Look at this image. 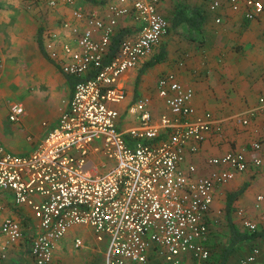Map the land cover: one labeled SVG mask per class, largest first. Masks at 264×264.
<instances>
[{"label":"built area","instance_id":"2783aa9c","mask_svg":"<svg viewBox=\"0 0 264 264\" xmlns=\"http://www.w3.org/2000/svg\"><path fill=\"white\" fill-rule=\"evenodd\" d=\"M60 2L70 15L58 29L45 30L43 48L64 74L78 80L56 123L32 151L15 154L0 143V190L11 195L15 207L26 208L24 223L31 228L26 239L22 221H1L0 260L10 246L26 241L34 264H51L58 242L77 226L89 227L97 242L106 240L105 264H148L151 252L166 264L209 259L205 242L215 188L249 164L264 165V144L257 139L209 157L207 173L199 175L185 158L198 152L208 134L221 136L223 121L197 112L193 88L174 71L158 76L154 94L135 99L123 83L168 33L164 0H104L97 9L75 0H48V5ZM198 2L215 24L227 10L247 21L264 12L262 0ZM120 27L129 30L111 54ZM263 110L260 97L231 119L245 128ZM23 113L22 103L11 102L8 120ZM253 208L257 219L242 207L235 212L251 233L264 223V189ZM82 245L75 237L74 246ZM260 253L255 245L237 264H264Z\"/></svg>","mask_w":264,"mask_h":264},{"label":"crops","instance_id":"0c3cea01","mask_svg":"<svg viewBox=\"0 0 264 264\" xmlns=\"http://www.w3.org/2000/svg\"><path fill=\"white\" fill-rule=\"evenodd\" d=\"M75 1L87 9H97L104 0H95L93 3L89 0ZM167 4L168 0H164L162 11L173 15L174 9H171L169 4L167 7ZM29 7L33 12L28 10ZM69 15V8L61 2L55 7H50L48 0H0V143L7 151L15 150L17 153H13L21 155L32 151L56 123L61 110L71 97L73 87L71 88L68 83L69 75L61 71L59 64L50 59L43 48L45 30L58 29L61 20L68 18ZM187 27L184 23L175 28L170 25V31L161 38L153 53L140 63L136 68L137 71L133 69L125 74L123 83L129 92V97L135 99L141 95L154 94L158 76L166 71H174L181 82L193 88V105L197 112L209 111L216 119L223 121L221 136L208 134L198 152L187 154L185 158V163H195L198 174L202 175L208 171L205 161L209 157L248 146L257 139L264 144L262 129L264 110L245 128L235 125L231 119L234 114L253 108L258 104L259 98L264 97V12L257 18L247 21L240 13L227 10L219 24L214 23L211 15L207 16L201 26L202 43L200 44L187 38ZM172 30L181 34L182 41L175 48L167 49L164 43L170 37ZM38 38L41 40L43 50L38 47ZM162 46L166 52L164 59L145 67V63L156 56ZM178 49L179 51L172 56L171 53ZM24 60L34 61L38 71L46 76L55 88L59 101L56 112L47 118V121L42 122L39 135L34 139L27 136L28 142H23L19 137V127L28 116L30 107L35 105L39 98L30 97L26 102L13 99L15 94L24 96L27 92L22 66ZM180 60L182 66L178 65ZM148 69L150 73L146 72ZM150 74L153 76L146 78ZM62 100L66 101L64 105ZM11 102H20L24 107L23 115L14 122L8 120ZM244 185L246 188L235 206L244 208L250 218L257 219L258 211L253 206L256 194L264 189V165L255 167L249 164L247 170L236 173L229 183L217 186L211 208H216L221 200L224 203L229 192ZM1 193L0 223L5 217L19 219L23 222L25 238H29L31 228L27 225L28 222L24 223L28 214L26 208L15 207L11 195L7 192L1 191ZM212 209L209 212L210 218L213 214ZM259 225H261L259 228H264V223ZM58 244L53 252L51 264H66L65 259L59 256L62 248ZM255 245L261 250L258 259L264 258V236H262L238 247L232 252L226 264H237L239 258L250 253ZM26 246V241L10 246L6 258L0 260V264H30L29 260L33 263Z\"/></svg>","mask_w":264,"mask_h":264},{"label":"rangeland","instance_id":"374dc122","mask_svg":"<svg viewBox=\"0 0 264 264\" xmlns=\"http://www.w3.org/2000/svg\"><path fill=\"white\" fill-rule=\"evenodd\" d=\"M192 1L193 0L190 1L183 0L180 3L188 5V3H191ZM177 2L178 0H168L169 7L171 9L174 8ZM28 10L33 12L32 8L30 7ZM1 13H3V11H1ZM167 18L170 21L171 15L167 16ZM181 41H182L181 34L176 33L174 30H172V32L170 33V37H168L167 41H165L164 44L167 47V49L173 47L175 48L176 46L180 45ZM178 51L179 49L171 53V55L172 54L175 55ZM0 65H1V56H0ZM22 66H23V73L25 75V82L27 83V92L24 96H21V94L17 96V94H15L16 96H14L13 99L23 100L26 102L27 99L30 97L35 99L39 98L38 101L35 102V105L30 107L28 111L29 113L28 116L25 118V120L21 123V126L19 127V132H18L19 137L23 142H28L26 140L27 136L33 137L34 139L37 137V135H39L40 128H42L43 125L42 122L47 118H49L54 112H56L59 101H58V95L55 92L56 91L55 88L46 79L47 77L38 71V67L35 65L33 60H28V61L24 60ZM148 71L149 69L146 70V72L150 73ZM152 76L153 75L150 74L149 76H146V78L149 77L151 78ZM64 102L66 101L62 100L63 105ZM12 152L17 153V151L15 150H12ZM223 208H224L223 200L217 203L216 208L215 207H213V209L211 208L213 211V214L211 215V227H212L211 233L213 231L214 233L210 235V238H212V235L215 234L214 236V238H216L215 240H218L221 234H225V232H228V226L225 220ZM234 219L238 221L236 214H234ZM75 237H79L81 239L83 243L81 247L74 246ZM58 246L62 248L61 254L59 256H61L62 259H65V262H67L66 264H105L104 250L106 248V240L104 242H97L94 239L92 230L89 227L77 226L73 230L71 229L61 239ZM26 256L28 257V255ZM28 263L31 264L32 262L29 260ZM151 264H161V263L153 259ZM182 264H194V263H192L191 260L188 259L183 261ZM200 264H209V263H200Z\"/></svg>","mask_w":264,"mask_h":264},{"label":"trees","instance_id":"16d2710c","mask_svg":"<svg viewBox=\"0 0 264 264\" xmlns=\"http://www.w3.org/2000/svg\"><path fill=\"white\" fill-rule=\"evenodd\" d=\"M89 1L92 3L95 2V0ZM182 1L183 0H178L177 4L174 6L173 15H171L170 18V25L175 28L181 23H184L186 26H188L187 38L192 41H197L200 44L202 43V38H200L202 33L201 26L203 24V21L207 17L206 10L203 9L202 3L198 2V0H193L191 3H188V5L180 3ZM164 15L165 17L169 16V14L167 15L166 13H164ZM128 30V28L126 29L123 27H120L117 30L116 35L113 37V40L111 42V54L116 51L119 41L121 40L122 36L128 32ZM169 31L170 29L168 30V32ZM37 43L38 47L43 50L40 38L37 39ZM165 54L166 52L164 46H162L159 53L145 63V67L160 62L164 59ZM77 80L78 79L73 76H68V83L70 84L71 88ZM245 188L246 185L227 194L224 201L223 210L228 226V232H225V234H221L218 240H215V234L212 235V238H210V235L214 233V231L211 233V218L208 217L209 236L207 237L205 244L209 249L210 257L209 259L201 262H196L195 260L190 259L192 263L226 264L232 252L238 249V247L242 246L243 244L249 243V241H253L264 236V228H259L257 231L251 233L241 227L238 218V221L234 219V214L237 209L235 203L241 193L245 190ZM26 249L29 250L28 245L26 246ZM153 259L161 264H166L164 261L159 259L154 252H151L148 264H151ZM185 260L188 259L185 258L184 261Z\"/></svg>","mask_w":264,"mask_h":264}]
</instances>
